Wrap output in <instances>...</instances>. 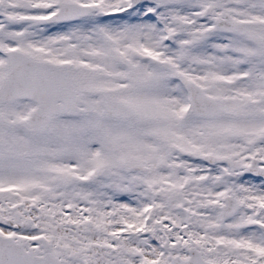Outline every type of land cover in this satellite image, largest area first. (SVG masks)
Returning a JSON list of instances; mask_svg holds the SVG:
<instances>
[{"label":"snow or ice","instance_id":"snow-or-ice-1","mask_svg":"<svg viewBox=\"0 0 264 264\" xmlns=\"http://www.w3.org/2000/svg\"><path fill=\"white\" fill-rule=\"evenodd\" d=\"M0 264H264V0H0Z\"/></svg>","mask_w":264,"mask_h":264}]
</instances>
